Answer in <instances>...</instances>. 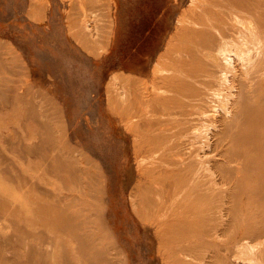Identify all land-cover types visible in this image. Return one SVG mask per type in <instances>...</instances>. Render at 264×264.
Instances as JSON below:
<instances>
[{
	"label": "rangeland",
	"instance_id": "374dc122",
	"mask_svg": "<svg viewBox=\"0 0 264 264\" xmlns=\"http://www.w3.org/2000/svg\"><path fill=\"white\" fill-rule=\"evenodd\" d=\"M213 91L192 146L168 119ZM161 178L184 215L140 201ZM236 262L264 264V0H0V264Z\"/></svg>",
	"mask_w": 264,
	"mask_h": 264
},
{
	"label": "bare ground",
	"instance_id": "6f19581e",
	"mask_svg": "<svg viewBox=\"0 0 264 264\" xmlns=\"http://www.w3.org/2000/svg\"><path fill=\"white\" fill-rule=\"evenodd\" d=\"M228 52H229V54H227L225 56V62L226 63H228L230 61V58L231 57H237L236 55H237L238 50L235 47H233L232 49H229ZM237 58L239 59V57H237ZM215 72H217V69H215V71L212 72V73H215ZM218 72H221V71L218 70ZM223 76H225V75L222 74L221 77H218V81H222L223 80ZM191 88H195V87L191 86ZM197 96H198V99H201L202 102H203V97L200 96V95H197ZM188 97H189V94L184 96V98H188ZM219 97H220V93L218 91H213L212 93H207L205 95V106L201 110V116H199V114L197 112V110H198L197 102H188V101H185L184 104L190 105V106H192V108L189 109V110H181V111H179V107H177L170 114V117L168 119V122H170V121H178V122L181 123L182 120H184V121L185 120H188L189 122H183L182 123V125H183L182 127H180V128L175 127L176 129H178L176 131V133H179V132L184 133L185 132V133H187V137H191V138H195L196 137L197 140L192 143V146H194L195 144L203 145L205 143V130H199L198 131V134H197L196 131L194 130L193 123L191 125H189V126H188L187 123H190L194 119L195 113L199 117L200 120H203V121L206 120V121L211 122V123H217L218 117H221L220 115L222 113V110L219 109V108H217V107H215L214 103L216 102V98L218 99ZM230 107L232 109L233 108V104H231ZM194 109H196V111H194ZM184 114H187L186 118L181 117ZM162 115H163V113H162ZM229 116L230 115L228 114L227 117H229ZM158 120L160 121V120H162V118H159ZM161 126H162V123H161ZM201 138H202V140H201ZM175 149H177V143H175L174 146L170 149L171 150L170 152H165V153H170V156L177 155L178 152H176ZM146 150L149 151V149H146ZM155 151H157V150H155ZM173 151H175V152H173ZM169 162H172V159ZM184 170L185 171H190L191 170V167L189 165H184ZM156 179L157 178H155L154 180L156 181ZM161 183H162V188H161L160 191L157 192V190L155 191V190L148 189L143 194V196L141 197L140 201L141 202H148V200L151 197V195L154 194V193H157V195L161 198V201L162 200L165 201V202H161L160 201V204L161 205H164V203H165V205H167L163 209L164 212L161 213L162 215L169 213L171 210L174 211L175 209H181L182 210V214L184 215V213L186 211L183 210L184 207H181L180 205H182V204L184 205V199L185 198H182V196H180L178 198L179 201L176 202V198L175 197H172V199L175 200V201L171 205H168V202L171 200L170 199V195L171 194L174 195V193L176 191V187L175 186H172V182L171 181H168V179H162L161 178ZM198 183H199V189H205V182L202 179H199V180H197L195 182V184H198ZM186 187H187V185H183V189H185ZM188 191H189V189L186 190V191H184V194L187 195L188 194ZM137 204L138 203H136V205ZM167 217H168V215L163 219L164 227L167 226V225L169 226V223L167 221ZM158 222L159 223H158L157 226L160 228L162 220L161 221H158ZM243 241H244V238L243 237H240L239 239H236L232 243V251L230 253H228L227 259L230 258V257H233V259H232L233 262L234 261H237L236 260V253L238 252L237 247H238V245H240L242 243H245ZM236 264H246V263H244V262H241V263L236 262Z\"/></svg>",
	"mask_w": 264,
	"mask_h": 264
}]
</instances>
